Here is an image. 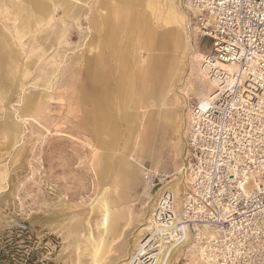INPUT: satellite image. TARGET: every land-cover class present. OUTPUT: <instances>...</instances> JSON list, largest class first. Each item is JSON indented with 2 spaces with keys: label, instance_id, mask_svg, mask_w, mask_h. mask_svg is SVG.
Returning a JSON list of instances; mask_svg holds the SVG:
<instances>
[{
  "label": "rangeland",
  "instance_id": "1",
  "mask_svg": "<svg viewBox=\"0 0 264 264\" xmlns=\"http://www.w3.org/2000/svg\"><path fill=\"white\" fill-rule=\"evenodd\" d=\"M12 1L0 0V264L125 262L132 241L139 245L145 235L138 229L152 225L157 188L146 193L145 168L157 165L168 180L180 160L185 162L186 132L173 130L168 116L176 108L182 122L190 104L206 98L209 82L201 81L199 59L211 41L190 16L188 46L173 59L172 90L165 87L146 98V77L141 85L133 79L132 89L127 86L128 60L137 74L148 57L154 67L170 60L172 52L163 45L169 32L161 20L164 3L159 11L125 0H40L41 12L18 39ZM111 3L124 5L118 15L125 17L113 45L116 58L105 56L93 91L98 40L101 31L107 33L103 16ZM178 7L183 12L179 2ZM80 9L75 25L73 15ZM131 40L141 46L137 58L129 52ZM94 109L101 125L106 118L115 120L116 133L97 130L88 114ZM133 112L142 115L134 118ZM152 122L157 154L147 155L136 125ZM186 245L166 264H196L190 241Z\"/></svg>",
  "mask_w": 264,
  "mask_h": 264
},
{
  "label": "built area",
  "instance_id": "2",
  "mask_svg": "<svg viewBox=\"0 0 264 264\" xmlns=\"http://www.w3.org/2000/svg\"><path fill=\"white\" fill-rule=\"evenodd\" d=\"M182 1L199 9L191 17L211 41L203 64L224 86L204 106L190 104L180 213L166 176L145 168L159 227L142 239L138 261L158 264L160 238L173 234L196 245L202 264H264V0Z\"/></svg>",
  "mask_w": 264,
  "mask_h": 264
},
{
  "label": "bare ground",
  "instance_id": "3",
  "mask_svg": "<svg viewBox=\"0 0 264 264\" xmlns=\"http://www.w3.org/2000/svg\"><path fill=\"white\" fill-rule=\"evenodd\" d=\"M125 1L130 2L131 4H133L135 6H138V5L142 4L143 2H145V6H148L150 8L154 7L155 10L159 9V6L162 3H164L165 13L161 16V20L164 23V26L168 27L169 32L163 41V45L165 46V48H168L170 50V52H172L166 57V58H169L170 60L164 58L161 62H159V67H154L155 63L150 62L149 57H148L147 59L144 60V64L140 65L139 74L136 73V70H135L136 67L132 66L133 60H128L130 70L128 72L129 81L127 82V86L129 88H131L133 79L138 80L137 81L139 83L138 85H141L140 82H142L144 80V78L146 77L147 83L145 82L146 83L145 84L146 86L144 89L145 93L143 94V96H145L146 98H148L149 96L150 97L154 96L155 93H157V92L158 93H160L161 91L164 92L165 87L167 88L165 92L171 91L172 87H173L172 86L173 82L177 78V73L175 74L176 65L173 62V59H174L176 53L178 52L179 48L183 49L184 51L187 48L189 35L187 34L188 37L185 36V33H186V26L185 25L187 24V26L190 28L189 18L191 16V14L197 15L199 13V9L195 6L187 7L186 5H184L182 0H158V3H156L154 0H125ZM178 2H179V6H180L181 10L184 13L180 11V9L178 7ZM114 4H112V3L109 4L110 7L106 9L105 15L103 16V21H104L107 33H105L106 31L105 32L101 31L100 32L101 36H100V39L98 40L99 51L96 55L97 62H95L94 74L92 75V79H91L92 84H93L92 85L93 91L96 90V88L94 86L96 84L98 85V82L100 79L99 76H100L101 72L103 71L101 69V67H102L103 62L105 60V56L109 55V56H111V58L113 60H115V58H116V55H115L114 50H113V45H114L116 37H117L116 34H117V29L119 28V23H120V21L121 22L124 21V17H125L124 13L118 15V12L120 13V10L123 12V10L126 7L124 5L122 7H116ZM12 5H14V9H13L14 10V18L18 21L17 36H18V39H21L24 35L23 27L26 25H29V23L32 22L31 19L33 18V16L39 14L37 12H41L40 10L42 8L40 6V0H13ZM126 6H127V4H126ZM47 7H48V5H47ZM159 11H160V9H159ZM82 13H83V11H82V9H80L77 13H75L73 15V17H74L73 21H74L75 25H78L79 16L82 15ZM155 13H157V12H155ZM187 21H188V23H187ZM26 27H28V26H26ZM194 28L197 29L196 27H194ZM184 36H185L186 40H183ZM137 42H136V40H131V47L129 48V52L136 58L139 55V48H141V46L140 47L137 46ZM173 53H175V54H173ZM198 57H199V55H198ZM17 59H19V58H17ZM199 61H200L199 65H200V73H201L200 75L203 79L201 81L202 82H206V81L209 82V85H206V88H205L206 91H208L206 94V98L202 102H197L201 106H204L205 102H207L209 99L213 98V95H212L213 92H216L219 87H221V89H222L224 85L216 84L215 80L209 75L208 71L205 69V66H209V65L205 64V66H204V64H203L204 63L203 61H206L204 55L203 56L200 55ZM219 64L221 65L222 68H225L226 70H228L227 72L229 74L233 73L237 69L235 64H228V63H219ZM142 67L144 69H142ZM170 77L173 79H172L171 83L169 84L168 81L170 80ZM226 80H227L226 84H230L232 81L231 76H229V78H227ZM219 82H221V81H219ZM100 85L101 84H99V86ZM138 85H137V87H138ZM214 86L216 88L215 89L216 91H214V89H213ZM128 87L125 88L123 93H122V95L124 97H126V99L128 97V93L131 91ZM83 89H86V87H84ZM139 89H140V86H139ZM212 89H213V91H212ZM135 90H136V88H135ZM105 92H106V90H105ZM218 94L219 93H216L215 96H217ZM104 97H105V95H104ZM174 103H175V101H174ZM90 104H91L90 105L91 107L92 106L96 107L95 100H90ZM177 104H176V107H177ZM182 107H183V105H182ZM189 110H190V108L188 107V110L186 112H184V114L186 113L185 114L186 116L183 117L184 119L181 122L182 125L181 126L178 125L180 127V131H183V133H185L187 130V124H188V120H189ZM178 111L175 108L172 110L171 113H169L168 117L171 118V122H173L174 119H176V118L180 119L179 118L180 114ZM88 114H89L91 119L95 120L94 122H96V121L98 122L97 130L109 131L111 133V135L113 133L117 132V130L115 129V126H114V123H115L114 119L110 120L109 118H106V120H104L103 124L101 125L100 118L96 114L95 109L92 110L91 113H88ZM99 115H101V114H99ZM141 115L142 114H140L138 112L132 113V116H134V118H140ZM121 116L124 117V113L121 114ZM182 116H183V112H182ZM136 126H137L136 127L137 135L136 136H138V133H140L142 125L140 123H138ZM185 144H186V142L184 141V145ZM185 150H186V145H185ZM152 167H153V171L159 172V169L157 167H155V166H152ZM184 167H185V164L182 161V165L180 166V168L176 172H174V171L172 172V174L178 173L179 175H176V176H174L172 174L167 175V177H169V179L166 181V184H169L168 186L173 187L175 208H176V211H179V213L181 212L182 196L185 193L184 189L187 187L186 183L189 182V178L187 177V175L184 172ZM142 168H144V166ZM175 180H177V181H175ZM144 182H147V180L145 179ZM181 183H184V187H183L182 191H179L177 188ZM145 191H146V193H148L149 191L151 192L149 183H146ZM155 201H156V199H155ZM155 204H156V202L154 203V205L151 204L152 207L154 206L153 211H151L152 213L150 214L152 225L151 226L148 225V226H145V227L138 229V234L145 233V235L140 239V241L138 243L139 245H137L135 243V239L132 241V248L126 253L127 257L121 260V261L125 260V262L120 263V260H119V263H117V264H133L135 261H137L135 264H142V263H140V261H138L139 260L138 256H140L142 254V251H143V247L141 245L145 244L142 242V239L146 236V234L149 231L153 230L154 228L157 230L159 227V223L153 222L152 214L154 213V210H155ZM149 220H150V218L147 219L148 222H150ZM173 236H174L173 234H169V235H167L165 240L162 237L160 238V244H158V246H160L158 264H166L168 257L171 255V253H174L178 246H180V245L183 246L188 241L187 240L183 244L180 242L179 243L178 242L173 243ZM190 244H191V247L193 248V251L196 254V245L192 241H190ZM195 256L198 257L197 254ZM196 264H202L199 257L197 258Z\"/></svg>",
  "mask_w": 264,
  "mask_h": 264
},
{
  "label": "crops",
  "instance_id": "4",
  "mask_svg": "<svg viewBox=\"0 0 264 264\" xmlns=\"http://www.w3.org/2000/svg\"><path fill=\"white\" fill-rule=\"evenodd\" d=\"M180 118V117H179ZM169 123V126L173 129V130H176L178 129V134L180 135V127L178 125H182L181 124V119H174L173 122L171 121H168ZM176 123V124H175ZM177 125V126H176ZM147 129V130H146ZM155 129H156V123L152 122V123H147L146 125H143L141 127V130H140V134L139 136L141 137V141H140V137H139V140L138 142H140L141 146H140V149L143 150V152H145L144 154L147 153V155H156L157 151H152V150H157L156 149V143H157V135L158 134H155ZM153 131V132H152ZM155 135V138H154V135ZM146 134V135H145ZM146 137V138H145ZM149 137V138H148ZM182 142V141H181ZM184 144V143H183ZM182 161L180 160L179 162V167H177L176 169H179L180 166H181V163ZM162 163V162H161ZM158 165V167L160 168V164ZM157 167V165H155ZM160 170V169H159ZM175 171V170H174ZM173 171L169 172V173H172Z\"/></svg>",
  "mask_w": 264,
  "mask_h": 264
}]
</instances>
